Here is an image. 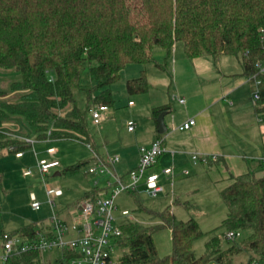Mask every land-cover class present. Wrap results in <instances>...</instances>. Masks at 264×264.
<instances>
[{
	"label": "trees",
	"instance_id": "1",
	"mask_svg": "<svg viewBox=\"0 0 264 264\" xmlns=\"http://www.w3.org/2000/svg\"><path fill=\"white\" fill-rule=\"evenodd\" d=\"M176 43L187 59L235 58L246 78L255 75L260 81V100L254 107L264 113V74L255 68L264 61V0H0V70L17 74L12 86L19 91L14 100H0V159L9 147L14 151L8 154L28 148L3 128L12 121L22 122L36 141L92 147L88 130L92 103L112 106L108 88L128 64L151 63L164 70L152 52L162 50L166 61ZM86 65L94 88L81 83ZM95 88L103 91L94 96ZM126 90L130 95L146 93L144 73L127 81ZM79 93L84 94L83 107ZM166 109L152 110L156 126ZM91 161L77 162L59 175H74ZM230 178L220 192L227 209L221 227L247 233L244 247L264 264V178L252 173ZM130 195L136 211L160 225L123 224L118 247L126 253L119 264L231 263L227 257L233 244L222 249L221 240L212 238L197 257L192 245L203 233L195 221H176L167 207L153 211L137 193ZM33 227L17 233L27 234ZM164 228L171 233V251L160 257L153 235ZM35 257L36 253L12 257L4 264H34Z\"/></svg>",
	"mask_w": 264,
	"mask_h": 264
},
{
	"label": "rangeland",
	"instance_id": "2",
	"mask_svg": "<svg viewBox=\"0 0 264 264\" xmlns=\"http://www.w3.org/2000/svg\"><path fill=\"white\" fill-rule=\"evenodd\" d=\"M159 54L161 55V60L158 61V64L164 66V70L156 68L151 63L145 65L128 64L120 72L119 79L108 88L113 101L112 106L107 107L108 111L105 114V118L99 125H94L92 121H89L88 125L89 134L98 149L105 141L104 131L106 128H113L116 131L113 136H117V140L119 138L123 139L126 134V121L128 119L134 120L139 125V137L144 138L146 132L144 126L145 118L149 116L155 106L166 104L175 110L180 108L178 99L181 97L171 92L175 81L172 70L173 59L177 62L182 59L184 61L189 60L184 56L180 43L175 44L172 48L171 57L166 61L165 53L160 49H155L152 52L153 60L157 61ZM141 73H144V78L148 85L147 92L144 94H128L126 82L139 78ZM176 78L177 82L182 84V79L179 75ZM17 79L18 76L13 71L0 70V100L9 101L16 98L19 91L15 90L12 84L17 82ZM81 83L86 87L94 88L95 86L90 81L88 65H86L82 74ZM102 91V89L95 88L94 96L99 95ZM241 92V100L234 97L233 109L236 108L237 113L235 117L233 115L231 122L236 132L230 134L228 139L230 147H228L227 151L230 156L247 158L255 156L258 151L257 147L261 145V130L263 129L264 131V113L259 117L253 114L248 87ZM77 100L79 105L83 107L85 104L84 94L79 93ZM129 101L134 106L129 107L127 105ZM96 105L92 103L91 107ZM3 128L9 136L20 141L27 138L36 141L31 135L27 134L26 126L20 121L5 123ZM50 147L57 150L58 153L55 158L61 163V167L52 169L48 174L41 177L37 172L36 162L40 159L48 158L45 150ZM89 158L90 152L83 145L64 140L46 143L35 142L31 148L24 151L22 160H16L17 158L13 153L4 154L1 158L2 160H0V237L3 233L15 232L25 225H45L47 217L52 212L60 218H65V213H60V210L62 208L71 209L81 199V194L91 187L92 178L86 175L84 169H80L71 176H54V173ZM134 158L135 156L130 154L124 163L122 161L117 163L115 172L121 175L120 173L127 166L133 164ZM248 163L252 166L256 164L254 161H248ZM197 165V168L195 166L192 167V165L186 167V169L185 167L180 170L175 168L170 177L160 181L163 189L155 198H151L142 192L137 194L148 209L162 211L167 207L176 221L193 220L198 224L203 236L192 245V250L195 256L198 257L204 254L205 244L212 238H219L222 247H226L230 243L223 239L225 228L221 227V221L227 213L226 206L220 197V192L228 184L223 179L226 176L224 170L215 166L210 168L206 163L199 161ZM26 170L32 173L31 177L22 175L23 171ZM184 170L188 171V175L183 174ZM158 171L157 165L149 170V172L154 173H158ZM236 171L243 172V167L237 165L234 174H237ZM230 172L233 171L230 169ZM262 174H264L263 171H256L257 176ZM53 187L61 188L64 195L62 198L56 199V206L51 211L44 191L46 188ZM30 194H34L36 200L40 203L38 211H34L30 207ZM115 204L118 211L125 209L129 212V216L121 218V221L137 223L142 226L160 225L159 221L152 220L147 215L136 211V205L131 195L121 194L116 198ZM118 214L119 212L116 213V215ZM246 237L247 233H241V238L233 245L244 247ZM153 241L160 257L170 254L171 233L169 229L164 228L156 232L153 235ZM123 253H126V250L119 251L117 255L120 257ZM46 256L49 257V254Z\"/></svg>",
	"mask_w": 264,
	"mask_h": 264
},
{
	"label": "built area",
	"instance_id": "3",
	"mask_svg": "<svg viewBox=\"0 0 264 264\" xmlns=\"http://www.w3.org/2000/svg\"><path fill=\"white\" fill-rule=\"evenodd\" d=\"M259 74H264V61L255 65ZM252 82L251 101L253 104L260 100V81L253 75L247 78ZM179 104H184L183 99H178ZM132 102H128L131 106ZM108 108L103 104H97L89 109L88 115L94 125H99L105 118ZM127 132H132L135 123L128 120L125 123ZM195 124L194 119H189L180 126L179 131H188ZM49 135V132L47 133ZM48 140V139H47ZM28 146L34 145L32 139L21 140ZM77 143V142H76ZM89 152L92 161L86 166V175L92 178L91 189L75 205L67 211L68 219L60 218L55 214L47 217V223L39 224L27 234L3 233L0 237V263H6L12 257H19L36 253L33 258L34 264H119L120 257L117 255L121 237V226L127 222L121 218H127L129 212L125 209L118 211L115 204L116 198L121 194L142 192L151 198H155L162 191L160 181L170 177L173 173L171 167L164 168L159 173L149 172L155 166L158 157L165 148L160 139H156L149 145H141L138 148V164L136 168L126 174L118 176L114 170L119 157L113 153H105L100 157L92 150L89 144H82ZM6 151H14L9 147ZM54 148H48L46 154L53 156ZM21 152H15L16 158L22 157ZM216 156L191 155V161L213 162ZM258 163L264 168V153L258 158ZM60 167L57 160L40 159L36 163L37 172L41 177L50 170ZM23 176H31L29 170L23 171ZM188 175V171H183ZM264 178V175L263 177ZM141 190V191H140ZM45 196L47 204L52 211L56 206V199L63 196L59 187L46 188ZM30 207L34 211L40 209V203L34 194H30ZM119 212L118 215L116 213ZM241 238L240 231H227L223 239L230 244ZM57 253V254H56ZM49 254V257L46 255ZM248 264H261L257 260H251Z\"/></svg>",
	"mask_w": 264,
	"mask_h": 264
},
{
	"label": "crops",
	"instance_id": "4",
	"mask_svg": "<svg viewBox=\"0 0 264 264\" xmlns=\"http://www.w3.org/2000/svg\"><path fill=\"white\" fill-rule=\"evenodd\" d=\"M160 54L158 55L157 61L154 59V61L157 63H159L158 61L161 60ZM188 60L189 61H184V59H182L177 62L175 59H173L174 64L172 63L175 81L173 82L171 92L179 95V97H181L180 99L184 100V104L178 103L180 108H177V110L166 104L158 105L153 108L156 109L163 106L167 107V109L163 111L165 113L163 117V123L166 127L164 134L159 136L157 133L158 126H156L153 120L152 109L149 113V116L145 118L144 126L146 132L144 138L139 137V125L137 122L132 120L135 123V128L132 132H127L125 129L126 134L124 135L123 139L119 138V140H117V136H113L116 131H114L113 128H106L104 131L106 136L104 139L105 143L103 142L98 149L94 140L91 138L92 150L100 157H103L105 153H113L118 155L119 161L117 163H120L121 161L124 163L130 154L134 155L135 158L133 159L134 162L132 165L127 166V168H125L123 172L120 173L121 175H118L116 172V174L121 177H125L127 173L136 168L139 157L138 148L141 145H149L154 140L160 139L163 142L165 152L160 156L157 163L155 164V167L157 165L159 171L164 168L171 167L172 169L174 168V172L175 168L180 170L181 168L185 167L186 169V167L191 165L192 167L195 166L197 168L198 165H194L191 161V155H214L216 156V161L207 162L206 164L210 168L215 166L216 168L221 167L222 170H224V174L226 176L223 177V179L228 183L227 186L231 183L230 176L236 177L247 173H252L255 177L262 178L264 174L257 176L256 171L264 172V168L258 163V158L264 153L263 129L261 130V145L257 147L258 151L255 156L236 158V156H230L227 151L228 147H230V143L228 141L230 134L236 132L231 122V120H233V115L235 117L237 113L236 108L233 109L235 103L234 97L241 100V91L248 87L251 99L252 85L242 74L240 63L235 58L233 59L232 56H220L216 61H213L210 57H201ZM178 75L182 79V84L177 82L176 76ZM251 105L253 114L259 117L261 114L255 111L253 103H251ZM132 106H134L133 103L129 107ZM227 108L229 109L227 110ZM189 119H194L195 124L188 131H179L177 129L178 126ZM36 142L46 143L51 142V140ZM32 146H28V149ZM24 151L21 152L23 155ZM55 151L56 153L53 156L46 154L48 157L46 160L58 161V159L55 158L58 152L56 149ZM4 154H8V151L4 150L2 152V157ZM23 155L21 158H23ZM21 158H17L16 160H22ZM248 161H254L256 163L255 166L249 165ZM237 165L243 167V172L240 173L236 171L237 174H234ZM229 168L233 172H230ZM83 169L85 170L86 167ZM90 189L91 187L83 192L81 194V198L87 194ZM67 209L70 210V208H62L60 210V213H65L66 217L64 219L69 218L66 215ZM37 225L39 224H34V227ZM26 226L29 225L22 226L18 230ZM17 231L12 233H17ZM229 246L231 245L222 247V249H226ZM234 247V251L230 254V256L227 257V259H229L231 262L230 264H248L251 260L257 259L254 254L245 247L237 245Z\"/></svg>",
	"mask_w": 264,
	"mask_h": 264
},
{
	"label": "water",
	"instance_id": "5",
	"mask_svg": "<svg viewBox=\"0 0 264 264\" xmlns=\"http://www.w3.org/2000/svg\"><path fill=\"white\" fill-rule=\"evenodd\" d=\"M164 115H165L164 112L160 113L159 116L157 117V120H156V122H157V124H158L157 133H158L159 135L164 134L165 131H166V127H165V125H164V123H163V117H164ZM54 176H59V173L56 172V173L54 174Z\"/></svg>",
	"mask_w": 264,
	"mask_h": 264
}]
</instances>
